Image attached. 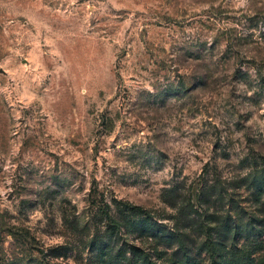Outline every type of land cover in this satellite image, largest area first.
I'll return each instance as SVG.
<instances>
[{
    "label": "rangeland",
    "instance_id": "374dc122",
    "mask_svg": "<svg viewBox=\"0 0 264 264\" xmlns=\"http://www.w3.org/2000/svg\"><path fill=\"white\" fill-rule=\"evenodd\" d=\"M254 163L264 0H0V264H147L120 202L205 264L238 215L226 258L264 264Z\"/></svg>",
    "mask_w": 264,
    "mask_h": 264
},
{
    "label": "trees",
    "instance_id": "16d2710c",
    "mask_svg": "<svg viewBox=\"0 0 264 264\" xmlns=\"http://www.w3.org/2000/svg\"><path fill=\"white\" fill-rule=\"evenodd\" d=\"M254 164L255 165L253 166L252 171L244 181H246L245 184H248V186L254 190V193L256 195V202L261 203L263 207L264 167H261L256 163ZM173 199H175V195L170 196V200ZM120 206L122 207L120 208ZM143 212L144 210L140 207L133 206L128 203L123 204L122 202H120L117 205V209L115 210V215H108L107 217L109 218V221L113 223L112 226H115V236L117 230L119 229H128L130 227H136L138 229L140 228L141 224H143L144 232H148L150 234L148 239H151V242H149V244L153 243V245H151L152 247L150 248L151 253L149 255L147 254V264H161L159 262L162 260H167L170 262L173 258L179 260H175V262H171V264H205V262H193V259L188 256L190 250L187 248L188 245L186 244V239L184 240V237H178L176 239H164V235L160 236L162 230L157 227V224L151 217H145L142 220L138 219ZM233 217L228 215L225 219H218L217 215L215 216L216 220L214 221V224L217 223L218 226L215 230V242H212L211 240V243L208 245V248L210 250V257L208 258V262H210V264H234L232 260L230 261L226 258V256H228V244L230 240L235 239L237 236H241L240 232L242 227H246L248 233L251 232V230H249L248 228L250 224L244 225L243 223H241V221L238 219V215H235ZM192 222L193 220H189L188 224ZM193 225L196 224L193 223ZM137 229H135V231H137ZM260 234H264V229L262 230V232H260ZM177 243L179 244V246L178 249H176L173 253L174 257H167L165 251H159L157 249L159 248L160 244H164V246H167L168 249H172V247H174ZM162 248L164 249V247ZM117 253V255L121 256L123 254L124 256L123 248H119ZM186 257L190 259H186L187 261H183ZM154 259L156 260L154 261ZM139 264L143 263L141 262Z\"/></svg>",
    "mask_w": 264,
    "mask_h": 264
}]
</instances>
